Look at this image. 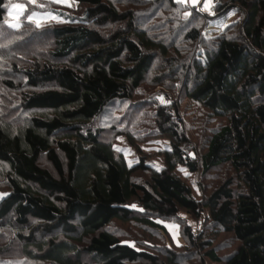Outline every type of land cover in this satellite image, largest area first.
<instances>
[{
    "label": "trees",
    "instance_id": "16d2710c",
    "mask_svg": "<svg viewBox=\"0 0 264 264\" xmlns=\"http://www.w3.org/2000/svg\"><path fill=\"white\" fill-rule=\"evenodd\" d=\"M75 1L83 13L56 11L68 24L0 28V261L264 264V0ZM230 12L240 21L212 34ZM187 99L228 117L203 154L181 116ZM118 100L123 112L103 124ZM119 137L140 154L168 140L165 165L131 164ZM179 166L200 174L201 198ZM205 216L209 235L189 223ZM172 220L186 245L169 244Z\"/></svg>",
    "mask_w": 264,
    "mask_h": 264
},
{
    "label": "rangeland",
    "instance_id": "374dc122",
    "mask_svg": "<svg viewBox=\"0 0 264 264\" xmlns=\"http://www.w3.org/2000/svg\"><path fill=\"white\" fill-rule=\"evenodd\" d=\"M113 1L117 4V6L121 10H124L128 6V5L127 6L124 5L121 2H118L117 0H113ZM214 2L215 0H204L202 3V0H198L196 4L190 3V5L197 6L198 8L210 9ZM185 3H189V0H187V2ZM206 3L209 5L207 8L205 7ZM15 4L24 5V10L21 14H19L18 21L13 20L12 17L8 15L9 8H11V6ZM84 9H85V5H81L75 0H35V2H32V0H9L6 5L5 20L10 21L12 23L18 22L20 24V27L18 29H14V28L9 27L8 24L4 23L0 25V28L5 31H11L12 33L16 31L18 33H21L23 31L22 30L23 27L29 23L34 25L38 30L42 28L50 27L53 25L68 24L69 20L63 18V16L57 13L56 11H65V12H68L70 14L77 16L83 13ZM234 11L236 12V10ZM32 12H35L37 14L36 18H42L41 24L39 27H37L36 23L34 22L35 18L31 21L28 19L29 14ZM209 12H212V11H209ZM168 14L171 15L169 12ZM14 15H16V13H14ZM241 18L242 16H240L238 12L234 13L233 15H232V12H230L228 16L219 17L216 20L219 26L217 25L214 26L213 27L214 30L211 33L216 34L220 32L225 27V25L228 24V22L230 21L238 22L240 21ZM42 49L48 50V47L43 46ZM175 85L178 87L179 82H175ZM157 89H159V87ZM162 98L163 99L160 98L161 102L168 103L169 97L166 96ZM124 107H126V103L118 100L116 105L113 106L110 110H108L104 114L102 118L103 124L111 123L115 116H118L123 112ZM181 116L186 125V130L188 134L192 137V141L196 145V148L198 149L200 154L201 153L203 154L204 151L206 150L208 141L210 140L211 136L217 130H219L222 126L228 123L227 116H217L212 111L205 108L203 105L195 101L189 100V99L184 100L181 103ZM115 145L117 149H121V152L125 154V156L127 157L128 161L131 164H136L139 161L140 156H143L145 157L146 162L150 166L156 169H161L165 165L164 157L157 153L162 149H167L169 147V141L166 139H157V140H152L149 142L141 143L140 146L143 151L142 154H140V152H138L135 147L131 146V144L128 143L125 137H119L116 140ZM177 171L188 183L191 184L195 195L198 198H201L202 191H201L200 181L202 180H200V174L191 172L190 170L186 168H182L181 166L177 168ZM5 190L7 189L4 188L2 184H0V199H2L4 196L7 195V192ZM183 216H186V214L184 213ZM175 221L176 220L163 221V223L165 224L168 230L169 237L171 240L169 244L172 243V246H180L181 244L186 245V242H184L183 236L181 234L179 224L176 223ZM189 223L193 225V229L196 231V233H199L203 229L206 230L205 232H207L208 235L212 233L210 227H208V229H205L206 216H205V219H201L200 221H194L190 219ZM115 227H117V229L115 228L116 233H119L121 235L124 234L123 239L125 240L128 239L129 233L125 232V231H128V232L134 233L137 236H139L141 240V236L139 233H142V232L140 231L141 229L137 227L136 225L132 223L124 224V225L117 223ZM214 235L215 234L211 236L214 237ZM230 236L231 235L223 233L222 237H220V239L216 241L217 244L221 243V245L225 248L222 251V254L228 253L232 250L231 247L233 244L229 245L230 243L229 244L225 243L226 241L232 242ZM154 242L159 243L161 245H164L167 243V241H164V239H160V240L156 239L153 241V243ZM130 243L134 244V242H131V241ZM11 247L13 248L14 246L11 245ZM0 264H48V263L46 262L29 263L28 261H25L23 259H17V260L11 259V260H6V261H0ZM208 264H211L210 261H208Z\"/></svg>",
    "mask_w": 264,
    "mask_h": 264
},
{
    "label": "snow or ice",
    "instance_id": "6c2138e0",
    "mask_svg": "<svg viewBox=\"0 0 264 264\" xmlns=\"http://www.w3.org/2000/svg\"><path fill=\"white\" fill-rule=\"evenodd\" d=\"M32 2H35V0H32ZM178 2H187V0H178ZM197 2H198V0H192L193 4H196ZM208 6L209 5L206 3L205 7L207 8ZM23 10H24V5L15 4V5H12L11 8H9L8 15L11 16L13 20L18 21L19 20V14H21L23 12ZM14 13H16V15H14ZM36 17H37V14L35 12H32L29 14L28 19L31 21L35 18L34 22L36 23L37 27H39L41 24L42 18H36ZM4 23L8 24L9 27L14 28V29H18L20 27V24L18 22L12 23L10 21L5 20ZM161 99H163V98H161ZM117 150L121 151V149H117ZM133 207H135V206H133ZM170 227H172V226H170Z\"/></svg>",
    "mask_w": 264,
    "mask_h": 264
},
{
    "label": "crops",
    "instance_id": "0c3cea01",
    "mask_svg": "<svg viewBox=\"0 0 264 264\" xmlns=\"http://www.w3.org/2000/svg\"><path fill=\"white\" fill-rule=\"evenodd\" d=\"M189 3H192V0H189Z\"/></svg>",
    "mask_w": 264,
    "mask_h": 264
},
{
    "label": "built area",
    "instance_id": "2783aa9c",
    "mask_svg": "<svg viewBox=\"0 0 264 264\" xmlns=\"http://www.w3.org/2000/svg\"><path fill=\"white\" fill-rule=\"evenodd\" d=\"M204 0H202V3H203Z\"/></svg>",
    "mask_w": 264,
    "mask_h": 264
}]
</instances>
